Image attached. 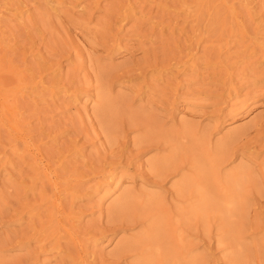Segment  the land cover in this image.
<instances>
[{"label":"rangeland","instance_id":"obj_1","mask_svg":"<svg viewBox=\"0 0 264 264\" xmlns=\"http://www.w3.org/2000/svg\"><path fill=\"white\" fill-rule=\"evenodd\" d=\"M0 264H264V0H0Z\"/></svg>","mask_w":264,"mask_h":264},{"label":"bare ground","instance_id":"obj_2","mask_svg":"<svg viewBox=\"0 0 264 264\" xmlns=\"http://www.w3.org/2000/svg\"><path fill=\"white\" fill-rule=\"evenodd\" d=\"M235 136H236V135H235ZM232 138L234 139L235 137H232ZM232 138H231V139H232ZM232 141H233V140H232ZM230 143H232V142H230ZM223 147H225V146H223ZM223 147H222V148H223ZM222 148L219 149V152L217 151L218 154H220V157H221L222 154L225 153V151L222 152ZM225 148L227 149V147H225ZM225 148H224V149H225ZM218 154H217V155H218ZM225 154H226V153H225ZM227 154H228V153H227ZM172 168H173V167H172ZM173 171L175 172V169H174ZM186 190H188V189H186ZM187 192H189V191H187ZM189 193H190V192H189ZM191 193H192V192H191ZM191 193H190V194H191ZM187 195H188V193H187ZM157 223H158V222H157ZM153 224H154V222L152 223V226H153ZM154 226H155V225H154ZM158 226H159V224L156 225L155 228H159ZM153 228H154V227H153ZM155 228H154V229H155ZM160 228H161V227H160ZM121 242H122V241H121ZM123 242H124V243H123L124 245H126V244L128 243V242H127V243L125 244V241H123ZM142 242H145V241H142ZM142 242H140V243L142 244ZM119 244H120V242H119ZM121 244H122V243H121ZM121 244H120V246H121ZM128 244H129V243H128ZM128 244H127V246H128ZM122 246H123V245H122ZM122 246H121L120 249H122ZM134 247H135V246H134ZM123 248H124V247H123ZM126 248H127V247H126ZM120 249H119V250H120ZM132 251H133V249L131 250V252H132ZM137 251H138V250H137ZM140 251L142 252V250H140ZM177 252H178V251H176V253H177ZM181 255H182V254H181ZM181 255H180V256H181Z\"/></svg>","mask_w":264,"mask_h":264}]
</instances>
